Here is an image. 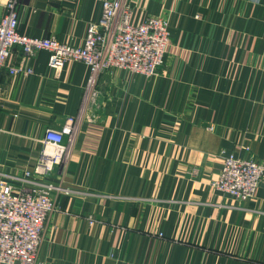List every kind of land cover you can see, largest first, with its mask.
<instances>
[{"label":"crops","instance_id":"obj_1","mask_svg":"<svg viewBox=\"0 0 264 264\" xmlns=\"http://www.w3.org/2000/svg\"><path fill=\"white\" fill-rule=\"evenodd\" d=\"M7 0H0V17ZM103 0H17V31L80 46ZM167 20L151 76L14 45L0 68V176L15 187L61 130L38 259L56 264H264V178L240 201L212 185L226 155L264 164V0H130ZM25 67L32 73H9ZM74 117L67 126L66 119ZM45 147V148H44Z\"/></svg>","mask_w":264,"mask_h":264},{"label":"built area","instance_id":"obj_2","mask_svg":"<svg viewBox=\"0 0 264 264\" xmlns=\"http://www.w3.org/2000/svg\"><path fill=\"white\" fill-rule=\"evenodd\" d=\"M130 0H103L100 19L87 27L80 46H72L56 37H35L17 31V0H7L0 17V68L7 65L11 48L20 45L24 57L40 49L49 52L48 65L59 71L68 60L90 66L93 78L101 71L120 68L131 73L151 76L163 64L169 42L167 20L162 16H147L138 25L130 22ZM32 73V69L10 67L9 73ZM74 121L70 116L67 126ZM61 130L47 129L43 136L46 148L31 169H24L22 183L15 187L6 175L0 176V264H49L38 259L50 215L56 210L53 192L58 185L43 182L54 166L63 160L66 150ZM264 178V164L251 158L226 155L217 179L212 185L237 200L256 195ZM56 264V263H50Z\"/></svg>","mask_w":264,"mask_h":264}]
</instances>
